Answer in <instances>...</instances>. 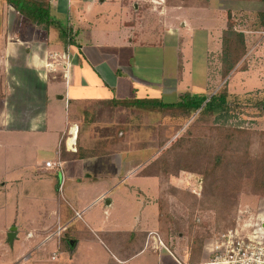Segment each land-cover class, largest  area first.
Returning <instances> with one entry per match:
<instances>
[{
	"label": "crops",
	"instance_id": "obj_1",
	"mask_svg": "<svg viewBox=\"0 0 264 264\" xmlns=\"http://www.w3.org/2000/svg\"><path fill=\"white\" fill-rule=\"evenodd\" d=\"M50 4L75 45L0 5V62L12 64L0 70V264H178L185 253L157 233L161 187L147 171L157 159L154 102L205 94L228 22L258 19L264 0ZM241 30L246 42L255 29ZM236 73L229 91L264 89L252 70ZM58 148L62 171L45 165ZM59 222L66 229L48 237Z\"/></svg>",
	"mask_w": 264,
	"mask_h": 264
},
{
	"label": "rangeland",
	"instance_id": "obj_2",
	"mask_svg": "<svg viewBox=\"0 0 264 264\" xmlns=\"http://www.w3.org/2000/svg\"><path fill=\"white\" fill-rule=\"evenodd\" d=\"M0 5L6 10H12L8 4L4 6L1 0ZM257 17L258 19H255V15L241 13L237 17V26L234 30L245 35L241 29H261L260 18ZM23 20L25 22V19ZM11 32L13 33V31ZM18 36L25 37V31H19ZM249 42L250 40L247 39L244 54L228 73L224 72V62L229 58L233 59L235 56L233 53L224 58L222 51L220 58L215 56L210 59L209 70L214 74V77L210 78L205 94L210 96L217 91L226 92L227 99L231 104L229 111L200 114L199 110L194 112L166 110L163 113L160 112L161 118L157 117V159L147 166V171L157 172L161 187L157 198L160 209L157 217V233L167 246L176 247L180 253H185V256L179 258L180 262L184 264L201 260L207 256L206 250L208 249L204 251V246L205 248L209 246L210 240L218 230L223 229L230 222L234 223L238 209L248 210L257 215L259 219L264 220V195L251 194L247 190L248 180H243L240 184L242 192L237 194L236 202L229 209V204L221 199L223 190L213 189L208 185L204 186L203 176L195 171L181 169L182 165H186L194 170H200L202 162L192 156L188 161L179 159L177 151L181 150L170 148L178 138L182 139L181 147L184 149L195 145L196 140L205 137L211 144L209 149L219 146L222 152L230 142V138H226V136L234 134L233 130L236 128H242L250 133L251 151L256 152L261 149L262 135L260 133L264 131V106L260 109L256 104L264 99V89L253 88L244 93H235L231 91L238 88L229 85V82L233 84L237 78V73L229 78L234 70H252L259 77L257 82L264 79V44L250 53ZM247 51H249V55H247ZM50 55L48 58L54 57V53L51 52ZM7 62H0L1 71L2 68L7 70L10 65L12 66ZM246 77L251 82L255 79L250 72ZM164 100L171 102L173 97H167V100ZM207 159L205 157V160ZM222 183L224 182L222 181ZM201 245L203 249H201ZM1 256L3 253L0 250ZM157 264H160L158 260Z\"/></svg>",
	"mask_w": 264,
	"mask_h": 264
},
{
	"label": "trees",
	"instance_id": "obj_3",
	"mask_svg": "<svg viewBox=\"0 0 264 264\" xmlns=\"http://www.w3.org/2000/svg\"><path fill=\"white\" fill-rule=\"evenodd\" d=\"M5 1L12 5L31 23H34L44 29H49L51 27L56 28L65 47L75 45L71 26L68 23H63L51 14L50 0ZM259 16L261 24L264 27V13ZM222 42L224 58L231 53L235 55L233 59L229 58V60L224 62V72L228 73L233 66L238 63L245 52V38L241 32L234 30L232 22H228L227 29L223 32ZM140 103L142 102H139V104ZM154 103H157V111L162 113L166 110H183L187 112L199 110L200 114H207L216 111L227 112L231 107V104L227 99L226 92L222 91H217L210 96L198 93L184 94L175 103H165L159 99H157ZM260 104L263 105L259 106ZM256 105H258L260 109L263 108L264 99ZM155 107L156 105L152 106L153 109ZM233 131L234 134L231 133L226 136V138H230V142L229 145H226V148H224L222 152L220 151L219 146L209 149L211 148V144H209L208 139L205 137L196 140L195 145L184 149L181 147L182 139L178 138L170 147L175 148V150H181L180 152L177 151L179 159L188 161L189 157L192 156L202 162V169L200 170H194L192 167H188L186 165H182L181 169L195 171L203 176L202 180L203 184L205 182L204 186L208 185L210 188H219V190H223L221 199L223 202L226 201L229 204V209L236 202L237 194L242 192L240 184L243 180H248L249 186L247 190L251 194L264 195V131L260 133L262 135L260 140L261 149L256 152L251 151L250 147L252 142L250 133L247 130L236 128ZM210 150L212 151L210 152ZM205 157L208 159L205 160ZM222 181L224 183H222ZM231 224L233 225V223L230 222L223 229L231 226ZM203 246L201 245V249H203Z\"/></svg>",
	"mask_w": 264,
	"mask_h": 264
},
{
	"label": "built area",
	"instance_id": "obj_4",
	"mask_svg": "<svg viewBox=\"0 0 264 264\" xmlns=\"http://www.w3.org/2000/svg\"><path fill=\"white\" fill-rule=\"evenodd\" d=\"M246 34L250 37L248 44L250 53L264 44V27L257 30H248ZM251 37H253L251 39ZM248 48V49H249ZM247 51V55L248 52ZM245 57V56H244ZM70 143V149L74 148L75 139L72 133L66 137ZM62 138L59 142L61 146ZM59 148L55 160L47 161L45 165L48 168H57L62 171L63 165L59 155ZM59 194L62 196L63 179L57 186ZM74 217L80 218L81 213L74 211ZM66 229L64 223H57L50 236L59 237ZM207 256L201 260L186 264H264V220L248 210H237L233 225L226 229L217 231L210 240L209 246L205 248ZM206 255V252H205ZM178 264L180 259H176Z\"/></svg>",
	"mask_w": 264,
	"mask_h": 264
},
{
	"label": "water",
	"instance_id": "obj_5",
	"mask_svg": "<svg viewBox=\"0 0 264 264\" xmlns=\"http://www.w3.org/2000/svg\"><path fill=\"white\" fill-rule=\"evenodd\" d=\"M7 236H8L10 241L13 239L12 237L14 236V228L10 229V231H9Z\"/></svg>",
	"mask_w": 264,
	"mask_h": 264
}]
</instances>
